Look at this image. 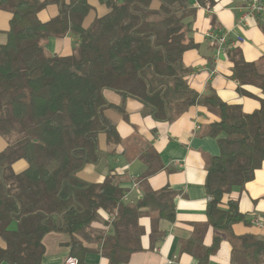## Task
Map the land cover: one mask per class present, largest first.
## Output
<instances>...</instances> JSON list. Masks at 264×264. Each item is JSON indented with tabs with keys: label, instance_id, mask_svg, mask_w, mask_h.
<instances>
[{
	"label": "trees",
	"instance_id": "obj_1",
	"mask_svg": "<svg viewBox=\"0 0 264 264\" xmlns=\"http://www.w3.org/2000/svg\"><path fill=\"white\" fill-rule=\"evenodd\" d=\"M101 2L108 13L83 28L90 10L86 0H0V10L11 15L0 46V137L7 143L0 152V264H41L43 238L50 233L67 237L69 255L79 264L92 251L86 245L99 246L108 264H125L142 250L141 217L155 214L154 223L174 220L177 194L168 187L153 191L141 182L142 195L128 204L115 175L98 183L77 176L103 156L99 135L111 148L105 155L122 143L106 112L126 119V99L139 102L141 116L155 122H174L194 106L216 118L204 130L219 148L207 162L204 188L207 222L220 235L208 247L187 240L180 252L208 264L225 238L233 264H243L240 253L264 264V237L237 236L233 226L249 223L236 201L224 202L264 163V70L246 62L238 49L227 53L236 92L258 103L251 113L224 103L210 87L199 94L188 84L190 70L182 56L196 48L189 37L193 3L212 8L216 0ZM48 5H55L57 14L42 23L37 15ZM65 36L77 39L74 54L47 56L42 44ZM244 87L259 90V96ZM104 90L118 95L120 103H108ZM145 154L152 164L141 179L158 170L153 147ZM20 160L27 167L15 174L12 165ZM100 211L113 219L103 220ZM12 222L14 232L8 230ZM96 223L107 231L93 229Z\"/></svg>",
	"mask_w": 264,
	"mask_h": 264
},
{
	"label": "crops",
	"instance_id": "obj_2",
	"mask_svg": "<svg viewBox=\"0 0 264 264\" xmlns=\"http://www.w3.org/2000/svg\"><path fill=\"white\" fill-rule=\"evenodd\" d=\"M86 1L90 10L83 20V28H88L94 19L108 13V8L101 0ZM116 1L121 2V0ZM193 4L196 14L191 20L189 37L196 44V48L184 52L182 56V64L190 70L186 77L190 88L201 94L210 87L224 103L239 105L245 113L253 112L258 108V103L255 99L236 92L237 83L231 79L232 65L227 53L238 49L246 62L255 63L260 70H264V22L257 23L251 19L239 21L243 0H216L212 8ZM157 6V2L154 1L152 7L157 8ZM56 14V6L48 5L38 13L37 18L45 23ZM10 19L11 15L8 12L0 10V46L6 42ZM208 31L215 36L229 32L228 42H234L236 37H241L243 42L235 43L231 50L222 54L217 45L207 40ZM77 43L76 38L65 36L48 39L42 45L45 51L65 57L72 55L71 49H74ZM244 89L252 95L259 96V90L253 87H244ZM111 93L113 94L110 96L111 102L106 101L118 105L120 97ZM140 110L139 102L126 99V119L113 111L106 112L107 117L115 123L121 140L128 135V155L119 148L122 143L109 155H105L111 148L106 146L105 136L101 134L98 137V146L103 156L96 164L84 166L77 176L85 182L98 183L108 174L115 175L120 186L126 190L123 201L128 204H134L142 195L141 182L153 191L164 187L174 190L177 194L174 199V220L172 222L160 220L154 223L155 214L141 217L139 225L143 228L140 239L142 250L132 254L125 264H166L168 261H172L173 264H196L194 258L180 252L182 243L191 239L200 246L208 247L213 237L220 235L207 222L205 209L209 198L204 188L207 162L219 154L216 140L206 135L204 130L216 118L201 106L191 107L170 123L155 122L150 117H143ZM111 115L116 121L110 117ZM6 146V141L0 137V152ZM148 146H152L157 155L158 170L146 179H141L145 170L152 164L145 154ZM131 147H136V150L130 153ZM26 167L27 164L20 160L12 165V170L18 174ZM134 179L139 183V190L132 188ZM229 200L237 202L239 212L249 223L248 226L234 225V233L237 236L250 233L264 237V163L255 172L253 180L242 190H233L224 198L225 203ZM99 214L103 220H108L110 217L103 211ZM254 214L263 220L262 227L258 228L250 224L249 221ZM92 227L107 231V227L99 223L93 224ZM16 228V224L12 222L8 230L14 232ZM66 243L67 237L63 234L45 235L41 264H63L69 255ZM0 247H4L1 241ZM86 247L92 251L83 256L81 264H108V261L102 257L99 246L86 245ZM232 257V246L223 238L217 253L209 258L208 264H233ZM238 259L243 264H254L244 253H240Z\"/></svg>",
	"mask_w": 264,
	"mask_h": 264
},
{
	"label": "built area",
	"instance_id": "obj_3",
	"mask_svg": "<svg viewBox=\"0 0 264 264\" xmlns=\"http://www.w3.org/2000/svg\"><path fill=\"white\" fill-rule=\"evenodd\" d=\"M247 19L254 20L255 22L259 23V21L264 22V0H243V8H242V15L239 21H244ZM229 32H225L222 35L215 36L211 31H208L206 33V38L210 43L217 45L219 48V51L222 54L227 53L229 50H231L232 45H235V43H241L243 42V39L241 37H236L234 42H228L227 41V35ZM132 188L139 190V183L137 180H133L132 182ZM124 199V198H123ZM113 215L109 217L108 222H110L113 219ZM250 224L254 225L255 227H262L263 226V220L256 214L252 215V218L250 219ZM63 264H79L78 259L76 257L68 255ZM166 264H173L172 261H168Z\"/></svg>",
	"mask_w": 264,
	"mask_h": 264
},
{
	"label": "rangeland",
	"instance_id": "obj_4",
	"mask_svg": "<svg viewBox=\"0 0 264 264\" xmlns=\"http://www.w3.org/2000/svg\"><path fill=\"white\" fill-rule=\"evenodd\" d=\"M44 52H45V54L47 55V56H52L53 55V53L52 52H49L48 50H44ZM74 52H75V48L74 49H71V52H70V54H74ZM103 95H104V97L106 98V100L107 101H109V102H111V99H110V96L111 95H113L110 91H108V90H104L103 91ZM117 101V100H116ZM114 121H116V118L113 116V115H111L110 116ZM123 133V132H122ZM123 135V134H122ZM128 143H129V141H128V135H126V137L124 136V138H123V140H122V146H120L119 148H122L123 149V152H125V154L126 155H128ZM136 150V147H131V148H129V151H130V153L131 152H134ZM122 156V155H121ZM23 164V163H22Z\"/></svg>",
	"mask_w": 264,
	"mask_h": 264
}]
</instances>
